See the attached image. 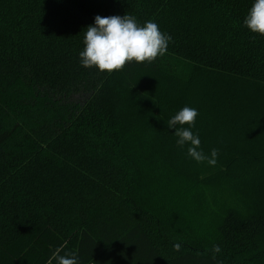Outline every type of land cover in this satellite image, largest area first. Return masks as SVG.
<instances>
[{
  "label": "trees",
  "instance_id": "trees-1",
  "mask_svg": "<svg viewBox=\"0 0 264 264\" xmlns=\"http://www.w3.org/2000/svg\"><path fill=\"white\" fill-rule=\"evenodd\" d=\"M253 2L0 0V264H264ZM97 15L155 22L166 54L82 67ZM185 106L214 166L176 145L167 124Z\"/></svg>",
  "mask_w": 264,
  "mask_h": 264
},
{
  "label": "clouds",
  "instance_id": "clouds-1",
  "mask_svg": "<svg viewBox=\"0 0 264 264\" xmlns=\"http://www.w3.org/2000/svg\"><path fill=\"white\" fill-rule=\"evenodd\" d=\"M243 26L250 32L264 36V0H254L244 18ZM171 37L160 31L159 26L149 20L143 25L133 16H109L94 18V24L86 28L83 44L79 52L80 64L84 68H96L100 72L112 74L122 70L126 64L135 62L153 63L166 54ZM198 111L183 107L168 121V128L174 129L176 145L186 148V154L197 163L207 160L209 165L216 164L218 152L212 149L210 158L204 155L195 126ZM187 125V127H184ZM215 251H219L217 247ZM55 264H80L75 254H54Z\"/></svg>",
  "mask_w": 264,
  "mask_h": 264
}]
</instances>
